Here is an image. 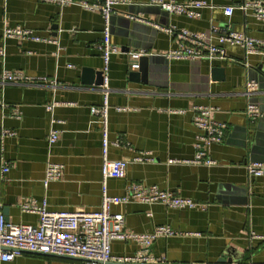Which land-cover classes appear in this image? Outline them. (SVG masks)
<instances>
[{
    "label": "crops",
    "instance_id": "crops-1",
    "mask_svg": "<svg viewBox=\"0 0 264 264\" xmlns=\"http://www.w3.org/2000/svg\"><path fill=\"white\" fill-rule=\"evenodd\" d=\"M130 1L117 6L118 13L110 18L111 42L120 52L111 55L107 74V156L128 164L123 178L106 180L107 193L121 195L128 182L136 181L206 207L172 208L131 201L114 205L111 211L123 214L128 230L143 233L156 225H170L178 232L152 241L147 264H220L222 255L224 264H264V240L251 236L264 234V173L249 176L245 168L252 161L264 162V44L257 53L223 44L226 57L212 61L169 58L165 54L176 48V39L160 28L173 25L208 33L217 24L264 41V22L237 8L231 16L223 14V6L246 0H204L209 6L201 9L198 18L170 14L154 0ZM15 26L55 39L57 44L2 36L4 27ZM101 28L98 12L76 5L0 0V49L4 51L0 72L19 70L44 78L32 84L0 83V100L6 105L0 108V129L15 131L5 141L3 157L9 171L3 178L0 161V214L6 221L37 223L36 213L20 209L24 200L45 201L52 211L99 208L102 137L90 107L102 102L104 92L96 74L103 66L97 47ZM132 50L146 52L144 78L138 68L130 67ZM213 67L223 69L222 78L212 75ZM86 69L92 77L84 76ZM136 71L134 78L130 73ZM249 79L258 86L248 94L245 84ZM53 101L58 104L48 112L45 106ZM249 102L256 103L260 111L254 121L244 113ZM194 105L216 107L213 119L228 127L223 141L209 148L216 161L213 165L181 162L194 155ZM117 106L128 110L117 111ZM13 109L19 117L11 114ZM52 117L59 122L52 123ZM50 128L60 130L53 144L47 141ZM117 139L120 145L111 144ZM138 155L151 160H133ZM47 161L61 163L63 170L58 180L45 187ZM110 249L116 259L125 258L133 256L138 245L112 240ZM0 264H81V260L24 252Z\"/></svg>",
    "mask_w": 264,
    "mask_h": 264
},
{
    "label": "built area",
    "instance_id": "built-area-1",
    "mask_svg": "<svg viewBox=\"0 0 264 264\" xmlns=\"http://www.w3.org/2000/svg\"><path fill=\"white\" fill-rule=\"evenodd\" d=\"M53 3L58 6L76 5L87 11L98 12L102 18L101 38L97 45L102 58L103 89L102 102L90 107V115L94 116L100 125L102 137V160L101 177L102 193L99 208L95 211H52L47 208L46 202L37 204L34 200H24L20 209L24 212L36 213L37 223H11L6 221L0 214V261H11L17 255L28 252L44 255L68 256L78 258L81 264H120L115 261L133 260L140 264H147L150 260V245L157 237H169L178 234L170 225H156L149 232H135L125 229L124 217L120 212H112L114 205L125 204L131 201L140 203H162L172 208H200L206 205L198 203L190 198L181 197L173 192L161 189L157 185H147L141 182L131 181L125 186L121 195H109L106 189L108 178H123L125 176L128 161L123 159L111 160L107 156L109 141L107 139L108 122V97H107V74L111 55L120 52V48L111 42L110 18L117 14V6L129 4L130 0H40ZM161 9L170 14L183 15L187 18H198L201 9L209 4L204 0H187L176 2L174 0L152 1ZM237 8L244 12H250L253 17L264 22V0H246L237 5L223 6V14L231 16ZM133 18L135 16L128 15ZM138 18V17H137ZM163 31L173 35L176 39V48L168 51L165 55L169 58L181 59H206L212 61L226 57L223 44L238 45L246 53H257L264 41L251 37L245 32L234 31L227 27L211 25L208 33L193 31L187 28H176L175 26L160 27ZM3 37H14L21 40L48 41L57 44L55 39L43 38L33 33L32 30L21 27H4ZM0 49V55H3ZM144 50H132L129 52L131 59L130 67L137 69L140 57L144 56ZM44 81L41 77L26 75L23 71L2 69L0 72V83H40ZM257 82L249 79L245 84V92L252 93L257 89ZM53 101L45 106L48 112L57 105ZM5 103L0 100V108L4 109ZM117 111H127L124 106H117ZM216 107L210 105H194L191 107L193 113L192 124L197 130L194 143V155L191 159L181 162L192 164L213 165L216 161L209 154V148L213 144L221 143L227 131V124L213 119ZM182 113L183 110H178ZM249 121H254L260 111L258 105L249 102L244 110ZM11 114L19 117L17 109ZM51 122L56 121L53 117ZM60 130L50 128L47 141L53 144L59 138ZM15 135V131L2 127L0 129V161L1 177L9 171V164L3 157L5 141L8 137ZM122 142L117 139L111 144L118 146ZM146 157L138 155L133 158L143 161ZM151 160V158H146ZM169 162H179L171 159ZM246 172L249 176L259 177L264 173V162L252 161L246 164ZM63 165L59 162L47 161L42 179L43 185L50 181L58 180L62 175ZM252 237L264 240V234L251 233ZM112 240H131L138 245V249L131 257L115 258L111 254L110 242Z\"/></svg>",
    "mask_w": 264,
    "mask_h": 264
},
{
    "label": "water",
    "instance_id": "water-1",
    "mask_svg": "<svg viewBox=\"0 0 264 264\" xmlns=\"http://www.w3.org/2000/svg\"><path fill=\"white\" fill-rule=\"evenodd\" d=\"M138 70L142 73V78H144L146 75V57L145 56H142L140 57L139 59V66H138ZM97 76L99 78V84L101 85L102 82H103V75H102V71H97ZM130 75L134 78H136L138 76V72H131ZM212 75L215 77V78H222L223 77V69L220 68V67H213L212 68ZM84 76H89V77H92V71L89 70V69H86L84 70ZM86 80H89V79H86ZM6 220V219H5ZM40 255H44V254H40ZM56 256V255H55ZM60 257H64V258H73V257H68V256H60ZM73 259H78V258H73ZM218 262L220 264H224L226 262V257L225 255H222L220 257V259H218Z\"/></svg>",
    "mask_w": 264,
    "mask_h": 264
}]
</instances>
